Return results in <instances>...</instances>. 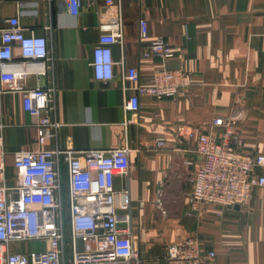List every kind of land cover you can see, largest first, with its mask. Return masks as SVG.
<instances>
[{"label": "crops", "instance_id": "crops-1", "mask_svg": "<svg viewBox=\"0 0 264 264\" xmlns=\"http://www.w3.org/2000/svg\"><path fill=\"white\" fill-rule=\"evenodd\" d=\"M18 16L25 34L44 36L50 59L44 73L26 76L24 86L52 87L51 109L61 123L57 135L38 143L33 117L22 94L0 85V135L8 183H14L13 153L21 149H129L127 177L116 175L117 203L129 200L135 248L144 264H164L170 243L189 235L215 257L207 264H264V186L252 190L245 206L220 214L209 205L193 208L188 177L202 162L196 138L176 133L183 125L194 135L219 139L217 118H235L234 131L246 153L264 154V0H122L106 8L102 0H82L73 15L66 0H0V28ZM147 21V38L139 20ZM102 23H118L122 44L112 45L114 78L94 79L90 60ZM165 37L173 56L163 61L143 55L149 43ZM14 58H20L17 44ZM128 67L137 84L151 86L162 68L183 69L191 83L180 97L141 95L139 108L125 102L133 83L123 80ZM2 88V89H1ZM164 137L159 147L155 139ZM61 191L68 206L67 166L60 160ZM264 175V167L256 168ZM127 190L128 193H123ZM164 212V213H163ZM26 245L15 244L23 251Z\"/></svg>", "mask_w": 264, "mask_h": 264}, {"label": "built area", "instance_id": "built-area-1", "mask_svg": "<svg viewBox=\"0 0 264 264\" xmlns=\"http://www.w3.org/2000/svg\"><path fill=\"white\" fill-rule=\"evenodd\" d=\"M102 1L106 8H119L122 2ZM66 2L70 13L77 15L82 0ZM99 28L90 67L95 80L108 82L114 78L111 47L122 44L123 32L118 23H102ZM139 33L147 38L144 18L139 20ZM14 44L20 50L19 59L14 58ZM143 55L165 61L173 51L169 41L158 36ZM49 59L44 36L25 34L18 16L7 19V25L0 28V85L22 94V107L34 119L39 144L55 138L61 126L51 109L53 88H26L24 83L29 73H44ZM138 79L135 67H128L123 74L124 81L133 83L132 87L124 86L133 91L125 102L128 111L139 108L141 95L176 98L185 94L191 83L190 73L183 69L156 71L151 86L138 85ZM212 124L221 127L219 139L210 133L194 135L183 125L176 127V133L188 139L195 137V151L202 157L201 164L188 177L191 206L209 205L220 214L225 208L247 205L252 190L264 186V175L256 172L257 167H264V154L240 149L235 118H217ZM165 143L164 137L155 139L156 146ZM128 154L125 146L83 153L59 148L21 149L13 153L14 183L9 184L7 152L0 135V264H144L135 248L130 202L117 203L118 191L114 188L115 176L127 177L130 171ZM61 159L67 166V207L61 191ZM32 241L38 242L36 250L28 247ZM15 244L26 245L25 250H13ZM202 244L197 236L189 235L168 244L165 255L153 260L164 264H207L215 252L204 250Z\"/></svg>", "mask_w": 264, "mask_h": 264}, {"label": "rangeland", "instance_id": "rangeland-1", "mask_svg": "<svg viewBox=\"0 0 264 264\" xmlns=\"http://www.w3.org/2000/svg\"><path fill=\"white\" fill-rule=\"evenodd\" d=\"M65 212H67V209L65 208L64 210ZM69 236V232H68V226L66 225V238H68ZM68 240V239H67ZM29 248H31L32 250H36L39 245H38V242L37 241H32L29 245H28Z\"/></svg>", "mask_w": 264, "mask_h": 264}, {"label": "water", "instance_id": "water-1", "mask_svg": "<svg viewBox=\"0 0 264 264\" xmlns=\"http://www.w3.org/2000/svg\"><path fill=\"white\" fill-rule=\"evenodd\" d=\"M236 207H238V206H236Z\"/></svg>", "mask_w": 264, "mask_h": 264}]
</instances>
